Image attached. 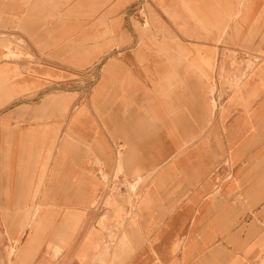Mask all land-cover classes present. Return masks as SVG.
Wrapping results in <instances>:
<instances>
[{
	"label": "crops",
	"instance_id": "crops-1",
	"mask_svg": "<svg viewBox=\"0 0 264 264\" xmlns=\"http://www.w3.org/2000/svg\"><path fill=\"white\" fill-rule=\"evenodd\" d=\"M109 1L0 0L30 55L0 58V264H264V0H161L159 43L63 39Z\"/></svg>",
	"mask_w": 264,
	"mask_h": 264
},
{
	"label": "rangeland",
	"instance_id": "rangeland-1",
	"mask_svg": "<svg viewBox=\"0 0 264 264\" xmlns=\"http://www.w3.org/2000/svg\"><path fill=\"white\" fill-rule=\"evenodd\" d=\"M159 1L161 0H110L108 4H110L109 6L112 12L111 19L110 17L107 18L103 15V9L98 5L95 9L94 15H88V9L81 8L78 11L77 16L78 24L73 25L74 28L72 31L65 32L63 39L69 40V38L71 39V36H74V39H78V43H159L161 39L169 38V34L167 35L166 32L159 30V27L155 23V14L157 13V6L155 5ZM252 2L255 4V11L257 12L261 1L252 0ZM159 6L164 10L166 9V6L164 5ZM244 6H247V2L245 1L241 4V8L243 9ZM253 20H256V23L258 24L259 21L263 20L262 13L260 15H256ZM238 22L239 26L236 25L235 27H247L252 22V19L249 20L247 17L240 15ZM119 23H123L125 25L122 33H118L116 31V27ZM89 27H95V33L88 30ZM93 34H95V37ZM239 34L242 35L243 33L240 32ZM171 35H173L176 39L180 38L176 33H172ZM229 35L231 37L232 34L230 33ZM22 43L25 42L19 37L12 36L11 34L7 35L6 33H0V47L7 48V50L0 55V58L8 60L9 58H20L23 56L30 57V55L22 49ZM248 66L252 68L254 64L249 62ZM81 68L85 69V73L88 72L89 67L82 66ZM3 89H6V87L4 86ZM131 196L134 198L138 197V195L135 194ZM129 200H132V198H129ZM95 206L97 211L103 212L101 209L104 205ZM105 206L111 208L118 207V205ZM123 206L124 217H122L127 218L131 216L134 205ZM126 207H128V209H126ZM114 228H116L117 232L119 225L117 224Z\"/></svg>",
	"mask_w": 264,
	"mask_h": 264
}]
</instances>
